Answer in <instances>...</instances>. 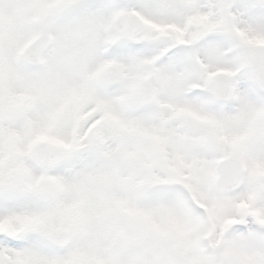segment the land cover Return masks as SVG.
I'll return each mask as SVG.
<instances>
[{
  "label": "snow or ice",
  "instance_id": "snow-or-ice-1",
  "mask_svg": "<svg viewBox=\"0 0 264 264\" xmlns=\"http://www.w3.org/2000/svg\"><path fill=\"white\" fill-rule=\"evenodd\" d=\"M0 264H264V0H0Z\"/></svg>",
  "mask_w": 264,
  "mask_h": 264
}]
</instances>
